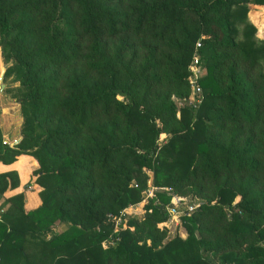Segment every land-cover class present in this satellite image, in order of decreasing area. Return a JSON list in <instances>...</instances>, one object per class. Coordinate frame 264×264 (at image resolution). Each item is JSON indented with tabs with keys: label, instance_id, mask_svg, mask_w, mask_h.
Instances as JSON below:
<instances>
[{
	"label": "trees",
	"instance_id": "1",
	"mask_svg": "<svg viewBox=\"0 0 264 264\" xmlns=\"http://www.w3.org/2000/svg\"><path fill=\"white\" fill-rule=\"evenodd\" d=\"M250 4L264 0H0L3 82L22 116L14 146L0 132V161L33 156L41 188L33 209L24 192L4 198L0 264H264V39ZM198 40L203 99L178 117ZM150 185L163 189L114 232L108 215ZM18 186L0 172V199ZM174 196L199 201L185 237L160 225Z\"/></svg>",
	"mask_w": 264,
	"mask_h": 264
},
{
	"label": "crops",
	"instance_id": "2",
	"mask_svg": "<svg viewBox=\"0 0 264 264\" xmlns=\"http://www.w3.org/2000/svg\"><path fill=\"white\" fill-rule=\"evenodd\" d=\"M249 21L256 27V36L264 39V5L250 4L247 13ZM0 64H2V56L0 50ZM4 65L2 64L1 67ZM0 67V68H1ZM4 83V82H3ZM17 83L7 84L0 91V132L2 142L13 146L14 141L21 139L22 116L20 112V104L5 91V88ZM164 136V134H162ZM37 160L28 154H21L16 161L5 164L0 161V172L15 170L19 178V186L5 193L0 199V212L8 207V204L2 202L5 197L15 193L24 192L26 196V207L28 209L36 208L41 204L39 196L40 186L34 182L35 176L33 171L38 168ZM60 227L57 226L56 229ZM180 235L185 237V232L181 227Z\"/></svg>",
	"mask_w": 264,
	"mask_h": 264
},
{
	"label": "built area",
	"instance_id": "3",
	"mask_svg": "<svg viewBox=\"0 0 264 264\" xmlns=\"http://www.w3.org/2000/svg\"><path fill=\"white\" fill-rule=\"evenodd\" d=\"M201 46L200 40L196 43V48L194 53L192 54L191 60L188 64V84L190 92L188 96L184 98H174V101L177 106V116L179 117V111L182 107H191L192 109H197L199 104L201 103L203 99V92L202 87L200 85V79L205 74V69L203 68L201 62L199 53L197 52V48ZM2 90V87L0 85V91ZM162 136V135H161ZM166 135L164 134V138ZM164 138H160V140H164ZM136 186V184H135ZM158 187L154 186H148L142 191L143 197L141 201L133 204H129L126 208L119 211L118 214H109L108 220L113 223V231H118L120 229V226L122 224L123 217L129 212L136 213L143 210V205L147 202L148 199L152 198L154 196L155 190H157ZM186 197H179L174 196L173 202L166 206L167 210V218L160 224L163 227H165L168 232L172 228H177L181 226V216L184 213H189L193 211L198 206V202L194 201L192 203H187ZM183 207V210H180V207ZM117 237H111L109 239V243H113Z\"/></svg>",
	"mask_w": 264,
	"mask_h": 264
},
{
	"label": "rangeland",
	"instance_id": "4",
	"mask_svg": "<svg viewBox=\"0 0 264 264\" xmlns=\"http://www.w3.org/2000/svg\"><path fill=\"white\" fill-rule=\"evenodd\" d=\"M2 64L4 65L3 67H5V63L3 62V58H2ZM2 64H0V67H1V65ZM2 68V67H1ZM1 68H0V71H1ZM164 138V136L162 135H160V137H159V142H161L162 140H160V138ZM164 139H166V137L164 138ZM35 176V175H34ZM158 189H163V188H158ZM187 199V203H192V202H194V201H196V202H199L198 200H194V201H191V199H189V198H186ZM180 210H183V207L181 206L180 207ZM135 215L136 216H140L141 215V211L140 212H136L135 213ZM180 231H181V227L179 226V227H177V228H172L169 232H168V236L167 237H172V236H174L175 234H180Z\"/></svg>",
	"mask_w": 264,
	"mask_h": 264
},
{
	"label": "water",
	"instance_id": "5",
	"mask_svg": "<svg viewBox=\"0 0 264 264\" xmlns=\"http://www.w3.org/2000/svg\"><path fill=\"white\" fill-rule=\"evenodd\" d=\"M5 69H6L5 67H2V68H1V71H0V85H1L2 88L5 86L4 83H3V77H4ZM19 140H20V139L14 141L13 146H14Z\"/></svg>",
	"mask_w": 264,
	"mask_h": 264
}]
</instances>
